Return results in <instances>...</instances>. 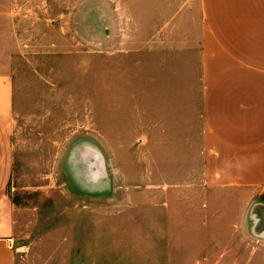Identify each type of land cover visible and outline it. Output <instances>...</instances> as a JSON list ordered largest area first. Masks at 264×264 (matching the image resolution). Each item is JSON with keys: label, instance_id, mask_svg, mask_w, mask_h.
Returning <instances> with one entry per match:
<instances>
[{"label": "rangeland", "instance_id": "1", "mask_svg": "<svg viewBox=\"0 0 264 264\" xmlns=\"http://www.w3.org/2000/svg\"><path fill=\"white\" fill-rule=\"evenodd\" d=\"M0 43L21 252L46 264L93 214L108 264H264V187L209 185L201 88L165 70L158 0H0Z\"/></svg>", "mask_w": 264, "mask_h": 264}, {"label": "crops", "instance_id": "2", "mask_svg": "<svg viewBox=\"0 0 264 264\" xmlns=\"http://www.w3.org/2000/svg\"><path fill=\"white\" fill-rule=\"evenodd\" d=\"M158 1L165 70L179 72L182 92L190 71L201 88L199 116L213 148L202 159L209 185L264 187V0H174L170 15L174 4ZM2 50L0 43L1 58ZM14 98L13 81L0 70V264H42L21 252L24 198L10 193ZM92 215L83 223H93ZM83 223L61 224L58 256L46 264H108L84 241L94 230Z\"/></svg>", "mask_w": 264, "mask_h": 264}]
</instances>
